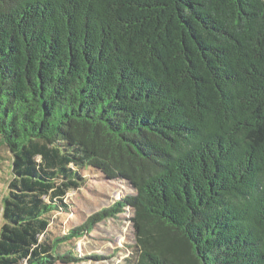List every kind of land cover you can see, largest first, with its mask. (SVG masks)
<instances>
[{"label":"trees","instance_id":"1","mask_svg":"<svg viewBox=\"0 0 264 264\" xmlns=\"http://www.w3.org/2000/svg\"><path fill=\"white\" fill-rule=\"evenodd\" d=\"M0 150V264L127 208L128 264H264V0H0ZM86 170L135 193L55 237Z\"/></svg>","mask_w":264,"mask_h":264},{"label":"rangeland","instance_id":"2","mask_svg":"<svg viewBox=\"0 0 264 264\" xmlns=\"http://www.w3.org/2000/svg\"><path fill=\"white\" fill-rule=\"evenodd\" d=\"M0 157H7V153L0 150ZM0 189H6L8 180V160L0 163ZM7 172V173H6ZM88 178L86 185L81 190L72 191L68 194L66 203L69 205L68 212L54 215V223L51 231L55 237L65 236L74 228H79L85 222L100 213L104 209L111 208L115 203L124 200L128 195L135 193L134 189L122 181L110 182L102 174L92 170L84 171ZM5 179V180H4ZM2 199L0 198V233L3 226V212L1 210ZM131 208L118 215V218L101 221L96 224L93 232L88 236L73 241L74 244L64 245V251L73 250L72 254L84 259L78 264H128V249L135 246V234L131 218ZM94 257H101L92 260ZM76 264V263H73Z\"/></svg>","mask_w":264,"mask_h":264}]
</instances>
